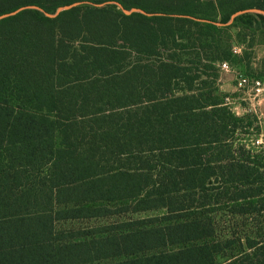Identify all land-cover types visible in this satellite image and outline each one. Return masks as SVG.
I'll return each instance as SVG.
<instances>
[{
  "label": "trees",
  "instance_id": "trees-1",
  "mask_svg": "<svg viewBox=\"0 0 264 264\" xmlns=\"http://www.w3.org/2000/svg\"><path fill=\"white\" fill-rule=\"evenodd\" d=\"M252 9L264 0H0L19 10L0 19V264H264V236L223 263L210 239L215 211L264 212V149L237 142L258 119L219 84L223 60L264 45ZM235 69L264 81V60L262 78ZM151 210L99 237L58 227Z\"/></svg>",
  "mask_w": 264,
  "mask_h": 264
},
{
  "label": "rangeland",
  "instance_id": "rangeland-1",
  "mask_svg": "<svg viewBox=\"0 0 264 264\" xmlns=\"http://www.w3.org/2000/svg\"><path fill=\"white\" fill-rule=\"evenodd\" d=\"M247 10L244 12H250V13H257V11ZM221 14V13H220ZM233 21V20H232ZM230 21V23L232 22ZM217 24L222 26V21L218 19ZM248 43V42H247ZM246 43V44H247ZM239 46V45H238ZM241 47V46H239ZM254 49L252 50L253 53V60L249 63L245 61V63H237L236 61H231L229 59H225L223 61H227L229 63V60L232 62V69L239 68L242 71H246L249 75H257L262 78L260 73L257 69V64L264 60V45H253ZM252 47V48H253ZM242 50V49H241ZM248 53H250V44L247 45ZM243 52V50H242ZM252 56V54H251ZM246 64H248L246 66ZM232 69H229L227 71H232ZM226 70H220L221 73H227L228 79L224 80L223 83H225V88L227 84L230 85V89H222L223 93L226 96L230 97L232 100V108L233 112L238 116H243L245 114H254L255 112L249 111L246 112V109L251 105L250 101L243 100L241 98V95L236 91V84L234 80V73L231 72H223ZM264 79V77H263ZM220 83V81H219ZM256 104V103H255ZM244 107V110L242 109ZM257 107V114L255 115L258 119V124L256 127L258 129H251L247 133H240L238 135L239 139L237 140L238 143L245 144L248 148L254 150L255 152L262 151L261 148H259L256 144H254L255 140L258 138H264V103ZM163 210H151V211H145V212H130V213H123V214H114L107 217H95V218H87V219H76V220H70L65 221L62 223H58V227H61L62 229H75V230H83L85 232H88L90 235H87V238L91 237H99L102 236V233H99V230L102 226L105 225H112L117 224L124 221L129 220H137V219H143L147 217H154V216H161L163 214ZM212 218L214 221V227H215V234L210 239L214 242H219L223 250L218 255V262L223 263L228 258H230L233 254L239 253L242 250V246L246 245V238L250 237L255 240L258 238H261V236H264V212L256 213L254 215H247V216H240V215H234L231 214L226 209H221L219 211H215L212 214ZM161 223V221L159 222ZM120 258H116V260H120Z\"/></svg>",
  "mask_w": 264,
  "mask_h": 264
},
{
  "label": "built area",
  "instance_id": "built-area-1",
  "mask_svg": "<svg viewBox=\"0 0 264 264\" xmlns=\"http://www.w3.org/2000/svg\"><path fill=\"white\" fill-rule=\"evenodd\" d=\"M233 51L235 53L241 52V47L234 46ZM220 70H229L232 69L231 64L227 61H223L219 65ZM235 75V84H236V91L241 95L243 100L250 101L252 103L253 100H259L264 96V81L256 78L250 77L245 73L237 69H232ZM226 103L232 108V100L230 97L225 98ZM254 109L250 106L246 109V112L253 111ZM255 112V110H254ZM255 115H258L255 112ZM259 119V116H258ZM254 144H256L259 148L264 149V138H258L255 140Z\"/></svg>",
  "mask_w": 264,
  "mask_h": 264
},
{
  "label": "crops",
  "instance_id": "crops-1",
  "mask_svg": "<svg viewBox=\"0 0 264 264\" xmlns=\"http://www.w3.org/2000/svg\"><path fill=\"white\" fill-rule=\"evenodd\" d=\"M223 72H231V71H223ZM232 73V72H231ZM233 74V73H232ZM227 73H221V75H220V78H219V81H220V88H221V90L222 89H230V85L229 84H227V86H226V88L224 87L225 86V83H223V81L224 80H226V79H228V77H227ZM234 75V74H233ZM234 80H235V75H234ZM223 91V90H222ZM226 97H228V96H226ZM256 103V104H255ZM264 103V96L261 98V99H259V100H253L252 101V103H251V105L253 106V109L255 110V112L256 113H258L257 112V107H256V105L258 104V107L261 105V104H263ZM232 110H233V108H231ZM243 110H244V107L242 108ZM245 111V110H244Z\"/></svg>",
  "mask_w": 264,
  "mask_h": 264
},
{
  "label": "water",
  "instance_id": "water-1",
  "mask_svg": "<svg viewBox=\"0 0 264 264\" xmlns=\"http://www.w3.org/2000/svg\"><path fill=\"white\" fill-rule=\"evenodd\" d=\"M111 3H116V2H111ZM77 4H79V3H74V4H72V5H68V6H65V7L59 8L58 11H57V13L60 12L61 10H63V9L70 8V7L75 6V5H77ZM116 4H117V3H116ZM100 5H104V4H100ZM31 7H34V6H31ZM135 10H136V9H131V10H126V9H124V11H125L127 14H129V13L135 11ZM17 11H19V10H17ZM17 11L12 12V13H9V14H14V13H16ZM254 11H257V13L264 14V10H262V9H255ZM57 13H56V14H57ZM9 14H5V15L0 16V19L3 18V17H5V16H7V15H9ZM56 14H54V15H56ZM54 15H52V16H54ZM237 15H238V13H237V14H234V15L232 16V19H231L230 21H232L233 18L236 17ZM230 21H229V23H230Z\"/></svg>",
  "mask_w": 264,
  "mask_h": 264
}]
</instances>
